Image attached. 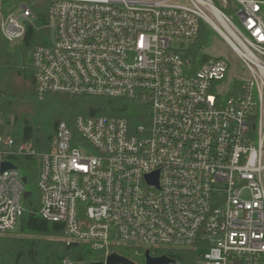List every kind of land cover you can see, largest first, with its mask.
Here are the masks:
<instances>
[{
  "label": "built area",
  "instance_id": "1",
  "mask_svg": "<svg viewBox=\"0 0 264 264\" xmlns=\"http://www.w3.org/2000/svg\"><path fill=\"white\" fill-rule=\"evenodd\" d=\"M48 1L47 42L32 50L38 93L133 101L140 122L80 114L72 125L60 120L39 151L0 119V234L20 225L21 160L33 157L38 213L104 263L124 251L134 264L193 251L202 264H264V0ZM30 2L4 11L0 0L10 43L36 26ZM202 25L247 77L222 56L191 63Z\"/></svg>",
  "mask_w": 264,
  "mask_h": 264
},
{
  "label": "trees",
  "instance_id": "2",
  "mask_svg": "<svg viewBox=\"0 0 264 264\" xmlns=\"http://www.w3.org/2000/svg\"><path fill=\"white\" fill-rule=\"evenodd\" d=\"M19 1L22 0H1L4 11ZM30 3L37 17L36 26H28L23 39L16 43H10L0 35V119L4 121L3 130L16 142L31 141L37 150L44 151L52 144L58 122L66 120L72 125L80 114L127 116L132 124L139 123L140 118L136 117L139 108L133 101L61 92L38 93L32 50L47 42L49 30L40 26L49 22L50 2L33 0ZM212 37V31L202 25L197 38L187 49L193 65L208 58L205 49ZM21 161L31 194L25 199L26 211L18 229L11 234H0V264H64L67 257L84 264L102 262L104 255L101 251L94 250L88 243H67L62 239L63 225L48 221L38 213V162L33 157ZM121 254L131 258L125 251ZM168 254L175 260L174 264H202L193 251Z\"/></svg>",
  "mask_w": 264,
  "mask_h": 264
},
{
  "label": "rangeland",
  "instance_id": "3",
  "mask_svg": "<svg viewBox=\"0 0 264 264\" xmlns=\"http://www.w3.org/2000/svg\"><path fill=\"white\" fill-rule=\"evenodd\" d=\"M205 53L211 57L222 56L228 59V61H230V63L232 64V69L230 73L232 74L236 73L244 77L248 76V73L246 72L244 66L240 63L236 53L232 50V48L227 43L221 40L217 35H214L212 37L210 44L205 49ZM27 187H28V184H27ZM62 239L65 240L64 236H62ZM67 258L70 259V262L68 263L64 262V264H84L81 262H74L69 257Z\"/></svg>",
  "mask_w": 264,
  "mask_h": 264
},
{
  "label": "water",
  "instance_id": "4",
  "mask_svg": "<svg viewBox=\"0 0 264 264\" xmlns=\"http://www.w3.org/2000/svg\"><path fill=\"white\" fill-rule=\"evenodd\" d=\"M9 124L10 122H8V125ZM2 168L3 170L7 168H15V165L11 162H3ZM23 180L26 181V177H24ZM30 194H31L30 191H26L24 196L29 197ZM174 263H175V260L167 256L152 257L148 253L146 254V264H174ZM88 264H134V262L125 256L113 253L107 257L105 263L104 262H90Z\"/></svg>",
  "mask_w": 264,
  "mask_h": 264
}]
</instances>
